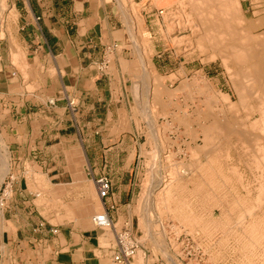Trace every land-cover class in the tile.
Returning <instances> with one entry per match:
<instances>
[{
    "label": "crops",
    "instance_id": "1",
    "mask_svg": "<svg viewBox=\"0 0 264 264\" xmlns=\"http://www.w3.org/2000/svg\"><path fill=\"white\" fill-rule=\"evenodd\" d=\"M4 2L0 264H118L114 232L94 218L107 213L116 229L141 232L135 163L143 149L134 123H124L132 114L126 82L134 59L123 44L121 6ZM103 176L112 180L105 199L96 187ZM139 251L130 264H167L141 243Z\"/></svg>",
    "mask_w": 264,
    "mask_h": 264
},
{
    "label": "rangeland",
    "instance_id": "2",
    "mask_svg": "<svg viewBox=\"0 0 264 264\" xmlns=\"http://www.w3.org/2000/svg\"><path fill=\"white\" fill-rule=\"evenodd\" d=\"M4 1H0L1 20L7 8ZM118 2L122 10L121 18L127 27L124 48L128 49V57L134 59L130 80L126 82L132 114L127 120L124 118V123H134L135 138L139 139L143 149L140 161L135 163L139 170L135 206L139 222L135 228L141 231L139 237L142 234L141 238H136L167 264H264V202L259 199L264 198V192H260L262 187L264 190V166H260L263 163L258 161L261 155L257 153V157L252 150L255 138H250L251 143H243L237 135L224 139L225 133L222 132L223 136L220 134L218 138L210 139L209 146L203 143L204 126L203 129L201 127L202 124L212 127L211 123L216 119L223 121L222 117L233 116L236 121L240 120L234 126L246 125L245 130V125L242 129L233 126L235 130L250 132L252 120L260 118L257 113V98L260 97H247L242 105L247 103L244 106L247 111L239 107L240 101L233 88L237 83L241 85L242 81L234 82L226 72L221 50L219 52L210 46L205 37L201 45L197 42L198 37L203 35L201 28L205 27L197 26L202 20L189 1ZM238 2L241 27L247 28V23H258L259 27L248 29V34L252 37L257 35L260 39L264 33V0ZM140 52L148 55L151 69L145 63L146 68L142 65ZM153 74L154 77L151 76ZM147 75L150 76L147 78ZM151 88L155 89L157 100L154 98L155 103L150 105L147 94ZM223 95L228 96L230 103L223 100ZM249 103L255 104V107H250ZM248 106L250 110L252 108V113H249ZM230 119L234 121L233 118L227 120ZM254 131L251 133L256 134V129ZM110 133L114 136L115 131H105V134ZM210 133H213L211 129ZM194 142L199 146L197 154L192 151L196 146ZM202 146L204 149L209 146L210 151L217 148V153L204 156ZM253 157L258 162H254ZM169 181L167 189L170 188V192L167 193L164 186ZM117 228V231H122L119 226ZM140 254L141 251L138 257Z\"/></svg>",
    "mask_w": 264,
    "mask_h": 264
},
{
    "label": "bare ground",
    "instance_id": "3",
    "mask_svg": "<svg viewBox=\"0 0 264 264\" xmlns=\"http://www.w3.org/2000/svg\"><path fill=\"white\" fill-rule=\"evenodd\" d=\"M187 1H189L188 3H190V6H191V8L192 9H196L194 12L196 13V11L197 12H199V13H197V16L202 20L197 26H200V27H205V28H201L202 30H200V32H201V34L203 33V35H200V34H198V35H200L199 37H198V39H197V42H199V44L201 45L202 44V40H204V37H205V39H206V41H209L208 42V44L210 43V46H213L215 49H217V50H219V52H220V50H221V53L222 54H224L223 56H222V58H223V61H222V63H224V65L226 66V67H224V68H226V72H228L231 76H232V78H233V80H234V82L235 81H238V82H240V80L242 81V84L241 85H239L238 83L237 84H235L234 82H233V84H235L234 85V88H233V90H234V92L235 93H237V95L238 96H236L237 97V99L240 101L239 102V105H241V106H239V107H241V108H243L244 106H242L243 105V103H245L246 102V99H247V97L248 96H252V97H254V99L255 98H257V97H260V99L259 98H257V100L259 101V105H260V107H259V105H257V113L260 115L259 117V119L258 120H256V121H254V120H252L251 122V124L253 125V126H255V127H253V126H251V124L249 125L250 126V128L254 131L255 129H256V134L253 132V134L251 133V129L249 128V130H251L250 132H248V131H246V132H240L239 130H237V128H236V130H235V128H233V124H236V125H238V121H240V120H238V121H236L234 118L235 117H233V116H226L227 117V119H229V118H233L234 119V121H236V123L234 122V121H231V119L230 120H227L226 119V117L224 116V117H222V120L224 121L225 120V122H223V121H219V119H216L215 117L217 116V118H218V115H216L214 118L216 119V120H218L219 122H217L216 120H215V122L212 124L211 122H209V123H211V125H212V127H210L208 124H206V126L204 125V124H202V129H203V126H204V139H202L203 140V143L204 144H208L209 145V143H210V141L212 140L211 138H213V137H215V138H218L219 137V135L220 134H222V136H223V133H225V136H224V139H228V137H230V136H232V135H237V136H239L237 139H239L240 138V140L243 142V143H247V142H249L250 141V138L251 137H253L252 139H254L255 141H254V145H255V148H253L252 150H253V152L255 151L256 152V154L258 153V154H260L261 156H259L258 157V154H257V157H258V161H260L261 163H263V165H260V166H264V96L262 95V94H264V33H263V37L261 36V38L260 39H258L257 37V35H256V37L253 35V37L250 35V34H248L249 33V31H248V29H250V28H256V27H259V26H257L256 24H258V23H256L255 25L254 24H252V23H250V24H248L247 23V25H248V27L247 28H243V27H241V23H240V21H241V19H240V11H238V9H239V2H238V0H187ZM179 2V1H178ZM182 3V2H181ZM180 3V4H181ZM198 3L200 4V5H198ZM193 4H196V5H193ZM182 5V4H181ZM178 9V8H177ZM181 9V8H180ZM182 10H183V8H182ZM201 11V13H200V11ZM169 11V10H168ZM189 14H190V12H189ZM243 14V13H242ZM174 15V14H173ZM173 15H172V17H173ZM184 15V14H183ZM175 16V15H174ZM182 16V15H181ZM194 16V15H193ZM177 17V16H176ZM190 17V16H189ZM241 17H243V19H244V16H241ZM198 18V19H199ZM177 19V18H176ZM250 20V19H249ZM132 21V20H131ZM244 21V20H243ZM135 22V21H134ZM132 23V22H131ZM170 23H171V21H170ZM173 23V22H172ZM192 24V23H191ZM195 24V23H194ZM193 24V25H194ZM241 24V25H240ZM175 25V24H174ZM176 25H177V23H176ZM196 25V24H195ZM187 26H189V25H187ZM206 27H208V28H206ZM210 27V28H209ZM240 27L242 28V30L240 29ZM179 28V27H178ZM195 28H197V27H195ZM192 29V28H191ZM198 30V29H197ZM253 30V29H252ZM193 31H194V29H193ZM133 37V36H132ZM183 37V36H182ZM186 37V36H185ZM260 37V36H259ZM179 38V37H178ZM180 38H181V36H180ZM178 40H180V39H178ZM199 40V41H198ZM135 41V40H134ZM189 41V40H188ZM181 43V42H180ZM179 43V44H180ZM192 43V42H191ZM201 47V46H200ZM143 48V47H142ZM186 49V48H185ZM212 51V50H211ZM217 52V51H216ZM141 53V52H140ZM221 53H220V55H221ZM142 54V58L141 59H143V60H141L142 61V65H144V63L146 64V66H148L149 67V69H151L150 68V64H149V62H148V55L147 54H145L144 52H142L141 53ZM147 55V56H146ZM141 56V55H140ZM217 56V55H216ZM146 57H147V59H146ZM211 58H214V56L213 55H211L210 56ZM222 58H221V60H222ZM223 65V66H224ZM146 66L144 65V67L146 68ZM145 68H144V70H145ZM234 70H233V69ZM148 69V70H149ZM147 70V69H146ZM236 70V71H235ZM152 74V73H151ZM143 76H145L146 77V75H143ZM150 75H147V78L149 77ZM151 76H153L154 77V74L153 75H151ZM136 77V76H135ZM152 77V78H153ZM156 77V76H155ZM230 78V77H229ZM156 79H158V78H154V80H156ZM151 81V80H150ZM145 83V82H144ZM154 83V82H153ZM158 83H160V82H158ZM195 85V84H194ZM205 85V84H204ZM187 86V85H186ZM144 87V86H143ZM165 87H166V85H165ZM187 87H189V86H187ZM204 88V87H203ZM210 88V87H209ZM132 89V88H131ZM164 89V88H163ZM166 89H168V88H166ZM189 89V88H188ZM208 89V88H207ZM212 89V88H211ZM157 90V89H156ZM193 90V89H192ZM213 90V89H212ZM148 91V90H147ZM164 92H166V90H163ZM171 91V90H170ZM154 92H156L155 91V89H153V88H151L150 90H149V94H147L148 95V99H147V101H148V103L150 102V105L152 104V102L153 103H155V101H154ZM159 92V91H158ZM216 92V91H215ZM198 93V92H197ZM212 93V92H211ZM199 94V93H198ZM201 94H203V93H201ZM206 94V93H205ZM219 94V93H218ZM217 93H216V95H218ZM142 95V94H141ZM157 95H159V94H157ZM169 95V94H168ZM171 95V94H170ZM211 95V94H210ZM210 95H209V97H210ZM212 95H214V92L212 93ZM220 95V94H219ZM142 97V96H141ZM216 97V96H215ZM213 98V97H212ZM217 98V97H216ZM216 98H214V99H216ZM222 98H223V100L226 102V103H230V101H229V98H228V96L227 95H223L222 96ZM251 98V97H250ZM156 100H157V98H155ZM205 99V98H204ZM221 99V98H220ZM253 99V98H252ZM153 100V101H152ZM211 100V99H210ZM256 100V102H258ZM209 101V100H208ZM249 101V100H248ZM212 102V101H211ZM211 102H209L210 104H211ZM213 102H214V100H213ZM212 102V103H213ZM251 102V101H250ZM164 103V102H163ZM242 103V104H241ZM157 104V103H156ZM215 104V103H214ZM250 104L251 103H249L248 105L250 106ZM256 104H258V103H256ZM147 104H145V106H146ZM159 105V104H158ZM232 105V104H231ZM254 105V107H255V104H253ZM252 104H251V106L250 107H252L253 106ZM157 106V105H156ZM229 106V105H228ZM247 106V105H246ZM245 106V107H246ZM248 106V108H249V110H250V107ZM147 107V106H146ZM167 107V106H166ZM165 107V108H166ZM212 107V106H211ZM244 107V108H245ZM163 108V107H162ZM210 108V107H209ZM260 108V109H259ZM158 109V108H157ZM161 109V108H160ZM167 109V108H166ZM213 109V108H212ZM222 109V108H221ZM220 109V110H221ZM154 110V109H153ZM162 110H164V109H162ZM161 110V111H162ZM210 110V109H209ZM225 110V109H224ZM244 110H246V108L244 109ZM248 110V111H249ZM251 110H252V108H251ZM251 110L249 111V113H252L251 112ZM148 111V110H147ZM166 111V110H165ZM226 111V110H225ZM247 111V110H246ZM145 112V111H144ZM227 112V111H226ZM154 113V112H153ZM158 113V112H157ZM210 113V112H209ZM209 113H208V115H209ZM255 113H256V111H255ZM211 115H215V114H213V112H211L210 113ZM230 115H232V114H230ZM250 115V114H249ZM248 115V116H249ZM222 116H223V113H222ZM205 117H208V118H210L209 116H205ZM212 117V116H211ZM184 118V117H183ZM182 118V119H183ZM207 118V119H208ZM213 118V119H214ZM223 118H225V119H223ZM180 119H181V117H180ZM242 119V118H241ZM212 120V119H211ZM205 121H206V118H205ZM227 121V122H226ZM187 122H189L188 120H187ZM221 122V123H220ZM183 124H184V122H183ZM186 124V123H185ZM187 124H189V123H187ZM208 125V126H207ZM245 124H243V126H244ZM191 126V125H190ZM240 126V125H239ZM239 126H234V127H239ZM242 126V127H243ZM242 127L240 126V129H242ZM200 128V127H199ZM245 128H246V125L244 126V130H245ZM188 129V128H187ZM210 129H211V132H213V133H210ZM239 131V132H238ZM194 132V131H193ZM223 132V133H222ZM191 134V133H190ZM210 134L212 135V136H210ZM193 136H195L194 134H192ZM202 135H203V133H202ZM251 135H254V136H251ZM223 138V137H222ZM192 139H194V138H192ZM211 139V140H210ZM221 139V138H220ZM214 140V139H213ZM193 141V140H192ZM239 142V141H238ZM252 141H250V143H251ZM250 143H248V145L250 144ZM194 144H195V142H194ZM211 144V143H210ZM240 144H242V143H240ZM196 145V144H195ZM219 145V144H218ZM228 145V144H227ZM253 145V144H252ZM205 146V145H204ZM204 146H202L201 147V149L202 150H204V156H209V154H214L215 155V153H217L216 151V149L217 148H215V150H214V148H212V150L210 151L209 150V148L208 147H206L205 149L203 148ZM215 146H217V145H215ZM229 146H231V144L229 145ZM233 146H234V143H233ZM244 147V146H243ZM256 147H257V150H255L256 149ZM199 148V146L198 145H196V146H194V148H193V153L194 154H197V153H195L196 152V150ZM229 148V147H228ZM232 148V147H231ZM245 148H246V146H245ZM244 148V149H245ZM246 149H248V147L246 148ZM245 149V150H246ZM220 150V149H219ZM242 151V150H241ZM247 151H249V150H246V152ZM202 152V151H201ZM227 152H228V150H227ZM226 152V153H227ZM254 152V153H255ZM221 153V152H220ZM228 154V153H227ZM226 154V155H227ZM248 154V153H247ZM213 155V156H214ZM197 156V155H196ZM253 156V155H252ZM251 157V156H250ZM242 158V157H241ZM255 157H253V159H254ZM228 159V158H227ZM239 159V158H238ZM252 160V159H251ZM257 160V158H255V160H254V162H258V161H256ZM253 161V160H252ZM253 162V163H254ZM168 163H170V162H168ZM250 163H251V161H250ZM252 163V164H253ZM260 164V163H259ZM170 165V164H169ZM251 165V164H250ZM257 165L258 164H256L255 166H256V168H257ZM6 166V165H5ZM255 166H253V167H255ZM261 167V168H262ZM252 169V168H251ZM4 170V169H3ZM176 171H177V169H175ZM254 170V169H253ZM175 171V172H176ZM255 172H257V171H255ZM264 172V171H263ZM260 173V172H259ZM262 173V172H261ZM177 176V175H176ZM260 177H262L261 175H259ZM173 177V176H172ZM261 179H263V178H261ZM259 181H260V178H259ZM170 182L171 181H169V182H167V184H165L166 186H164V188H168L169 187V185H170ZM260 183V182H259ZM263 183V182H262ZM261 184V183H260ZM260 187H262L261 185H259ZM258 186V187H259ZM264 186V185H263ZM259 187V188H260ZM163 189V188H162ZM261 189V188H260ZM168 191H167V193H169L170 192V188L169 189H167ZM165 191V190H164ZM150 192V191H149ZM260 192L262 193V192H264V190H263V187H262V189L260 190ZM172 195V194H171ZM259 195H260V193H259ZM159 196H161V194L160 195H158V197ZM258 196V195H257ZM260 196H258V198H259ZM161 199V198H160ZM259 199H261L260 201L261 202H264V198H262V197H260ZM162 200V199H161ZM164 202V201H163ZM258 203H260V202H258ZM155 205H157V204H155ZM165 206H166V204H165ZM262 206V205H261ZM260 206V207H261ZM164 208V207H163ZM162 214V213H161ZM100 215H102V214H99V215H97V216H100ZM163 220V219H162ZM162 221L160 220V223H161Z\"/></svg>",
    "mask_w": 264,
    "mask_h": 264
},
{
    "label": "built area",
    "instance_id": "4",
    "mask_svg": "<svg viewBox=\"0 0 264 264\" xmlns=\"http://www.w3.org/2000/svg\"><path fill=\"white\" fill-rule=\"evenodd\" d=\"M6 185L7 184H5V186ZM96 187L99 197L101 199H105L109 196L112 187V180L109 177H100L96 180ZM2 193L4 194V190ZM3 204L4 201L0 198V209L3 207ZM94 222L96 225L109 228L114 232L115 245L117 249L116 255L114 256V261L118 264H130L133 258L137 255L140 248V242L138 239L126 229L117 231L114 223L109 218L107 213L96 216L94 218Z\"/></svg>",
    "mask_w": 264,
    "mask_h": 264
}]
</instances>
